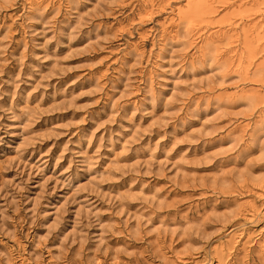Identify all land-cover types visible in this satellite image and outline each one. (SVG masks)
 <instances>
[{
	"label": "rangeland",
	"instance_id": "1",
	"mask_svg": "<svg viewBox=\"0 0 264 264\" xmlns=\"http://www.w3.org/2000/svg\"><path fill=\"white\" fill-rule=\"evenodd\" d=\"M0 264H264V0H0Z\"/></svg>",
	"mask_w": 264,
	"mask_h": 264
}]
</instances>
